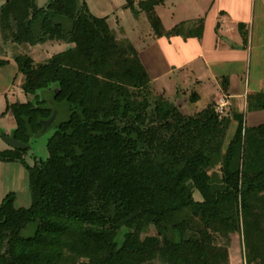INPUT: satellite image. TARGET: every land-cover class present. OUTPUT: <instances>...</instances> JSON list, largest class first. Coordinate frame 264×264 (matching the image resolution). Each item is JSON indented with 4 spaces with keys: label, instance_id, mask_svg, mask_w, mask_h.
Instances as JSON below:
<instances>
[{
    "label": "trees",
    "instance_id": "16d2710c",
    "mask_svg": "<svg viewBox=\"0 0 264 264\" xmlns=\"http://www.w3.org/2000/svg\"><path fill=\"white\" fill-rule=\"evenodd\" d=\"M0 1L26 98L6 114L28 146L0 151V161L25 168L31 196L29 208L17 207L15 192L0 204V264H231L215 240L235 234L246 263L264 264V125L221 117L217 103L186 116L157 99L136 47L87 0ZM160 4L126 0L124 9L144 13L157 38L202 37V21L167 31ZM31 48L54 53L38 62ZM57 105L68 117L47 159L30 158Z\"/></svg>",
    "mask_w": 264,
    "mask_h": 264
},
{
    "label": "crops",
    "instance_id": "0c3cea01",
    "mask_svg": "<svg viewBox=\"0 0 264 264\" xmlns=\"http://www.w3.org/2000/svg\"><path fill=\"white\" fill-rule=\"evenodd\" d=\"M137 1L146 2L148 0ZM159 1H162V4L156 7V12L167 31L173 30L182 23L202 21L204 25L202 37L165 36L157 38L153 34L146 15L141 12L137 15L144 14L145 19L141 20L140 23H131L129 18L126 20L118 18L111 25L108 17L109 24L116 31L118 37L130 40L138 50L151 77V85L160 84L161 90L167 94L168 85L173 82L177 86L175 88L176 93L173 94V97L179 100L177 107L182 105L183 109L187 108L194 111L203 110L210 104L217 103L220 98L225 97L229 103L226 112L243 114L245 126H247V120L250 123V126L247 127L250 128L264 125V109L252 112L250 116L245 114L246 109L251 107V102L256 97L263 100L264 95V75H251L250 72L247 76L245 71L249 65L251 70L253 61L255 62V69L259 66V62L264 63V0ZM87 2L91 9L88 0ZM125 4L126 0H119L118 9L127 11L124 9ZM167 5L176 8V10L180 6L181 11L167 12L165 22L160 7ZM92 13L97 16L93 11ZM244 34L248 38L247 45ZM3 45V35L0 31V47L2 48L0 59L9 61V65L0 69V124L1 121L3 124H7L10 131L13 130L14 133L16 122L11 114H6L7 105L14 103L12 98H17V101L21 100L22 102L26 101V98L21 90L23 79L19 75L18 65L15 62L18 49L13 45L11 47L15 51L10 53L9 46ZM39 51L40 49L31 48L27 54L32 55L38 62L51 56L43 52L46 55H43L42 58L37 54ZM62 51L65 50L60 52ZM14 65L16 66L15 72L7 76L9 84L2 85L3 72ZM256 76L259 78L257 79ZM174 79L176 80L173 81ZM226 85L228 88L225 90ZM18 89L19 93L17 92ZM181 95L182 98L179 99ZM2 98L5 100L4 104H1ZM9 149H11L9 146L6 149L2 147L0 151ZM1 162L0 189H2L3 184L10 185L9 180L5 181L4 174L7 171V173L13 174L14 179L11 183L15 187L24 186L29 192L25 168L17 163ZM13 192L17 193L18 204L20 189ZM5 194L1 196L0 204L7 195ZM29 200H31V196ZM26 203H28V199ZM19 208H25V206Z\"/></svg>",
    "mask_w": 264,
    "mask_h": 264
},
{
    "label": "rangeland",
    "instance_id": "374dc122",
    "mask_svg": "<svg viewBox=\"0 0 264 264\" xmlns=\"http://www.w3.org/2000/svg\"><path fill=\"white\" fill-rule=\"evenodd\" d=\"M47 0H40L41 4H44ZM90 5H91V9L92 11L99 17H109L110 19V24L113 25L115 23L116 19H128L130 20L131 23H140L141 20L145 19V15L144 14H140L139 16L134 13L132 10H127L124 11L122 9H118V4H119V0H88ZM99 8V9H97ZM160 11H161V15L163 16L165 22H166V13H172V11H174L175 13L177 11H181V7L179 6V9L176 10V8H171V6H165V7H160ZM136 9H138V6H136ZM197 21L194 22H190L189 24L186 25H192L194 26L196 24ZM5 46V45H3ZM68 47L65 45L63 46H59L56 47V50H58V52H60L61 50H66ZM2 50V48H1ZM8 50L10 51V53L14 52V48L13 47H8ZM55 50V51H56ZM39 56H43L46 54H43V52L39 51L37 52ZM54 53V50H51L48 54L52 55ZM47 57V56H45ZM43 58V57H42ZM40 59V58H39ZM38 59V60H39ZM264 63L259 62V66L255 69V62L253 61L251 64V70L249 69L250 65L248 66V68L245 70L247 73L246 75L249 76V73L251 72V75L254 74H259V75H264ZM16 66H10L9 68H7V70L5 72H3L2 74V85H8V80L9 78L7 77L8 75H11L12 72H15ZM5 74V76H4ZM256 78L258 79L259 77L256 76ZM263 78V77H262ZM176 79H174L173 81H175ZM173 85V87H172ZM19 88V87H18ZM173 88V89H172ZM175 88H177V86H175V84H173V82H170L168 85V93L166 94L163 90H161L160 88V84L158 85L157 83H155V85H151V89L153 90L154 95L156 96L157 99H165L169 102V104H176L175 106H177L178 104V99L173 97V94L176 93ZM173 90V92H172ZM17 92L19 93V89L17 90ZM180 94V93H179ZM169 95V96H168ZM45 100H47L46 105L48 106H52V98L50 95L45 94L44 97ZM182 98V95L179 97V99ZM12 100H14L13 102H16L18 99L17 98H12ZM183 102V100H181ZM5 100L4 98H2L1 100V104H4ZM263 100L258 99L257 97L251 102V107L249 109H246V115L249 114L248 116H250V113L255 112L257 110H261L263 109L261 107ZM57 109H59V116H58V120L56 121V124L50 125V129H48L47 132H45L44 134H42L40 137L36 138L33 142L32 145V150L30 152V158H32V155H35L41 159H47L48 157V152H47V143L48 140L53 136V134L55 133V128L57 123L64 121L65 119H67L68 117V111L65 109H61L60 106H56ZM181 111L182 114L186 115V116H190L193 115L195 113H197L199 110L194 111V110H188L187 108L183 109L182 105L178 107ZM247 116V117H248ZM248 119V118H247ZM247 126H250L249 120H247ZM14 129V128H13ZM12 133L13 130L10 131V129L8 128L7 124H3L1 121L0 124V148H8V144L5 141V137H12ZM2 163V162H1ZM8 165V164H7ZM6 177L5 181L10 182L9 184H3L2 189H0V198L1 196H3L4 193L8 194L10 192H13L15 190L20 189V192L18 194V204L17 207H21V206H25V208H28L31 206V200H29V192L28 189L24 186H21L20 188L15 187L13 185L12 180L14 179L12 177V173H6L4 174ZM26 192V195H25ZM5 194V195H6ZM197 199H200L198 195ZM28 197V198H27ZM28 199V203H26ZM1 200V199H0ZM26 203V205H25ZM151 234H155L154 229L151 230ZM216 244L219 246H228V251H229V257H230V263L231 264H247L246 263V258H245V254H246V250H245V246H244V240H243V235L242 234H235L231 236V239L229 240L230 242H228L227 244L225 243L224 240H222L221 238L216 239Z\"/></svg>",
    "mask_w": 264,
    "mask_h": 264
},
{
    "label": "water",
    "instance_id": "95a60500",
    "mask_svg": "<svg viewBox=\"0 0 264 264\" xmlns=\"http://www.w3.org/2000/svg\"><path fill=\"white\" fill-rule=\"evenodd\" d=\"M56 114H54L51 119L45 122L44 130L48 128V126L55 120ZM5 141L8 144V146L15 150H27L28 146L22 144L14 137H5Z\"/></svg>",
    "mask_w": 264,
    "mask_h": 264
},
{
    "label": "built area",
    "instance_id": "2783aa9c",
    "mask_svg": "<svg viewBox=\"0 0 264 264\" xmlns=\"http://www.w3.org/2000/svg\"><path fill=\"white\" fill-rule=\"evenodd\" d=\"M228 107H229V103L227 101V98L225 97L220 98L219 101L217 102V107H216L217 113L221 117L225 116Z\"/></svg>",
    "mask_w": 264,
    "mask_h": 264
}]
</instances>
